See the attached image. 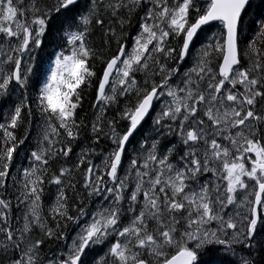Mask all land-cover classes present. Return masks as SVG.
<instances>
[{"label": "snow or ice", "instance_id": "obj_1", "mask_svg": "<svg viewBox=\"0 0 264 264\" xmlns=\"http://www.w3.org/2000/svg\"><path fill=\"white\" fill-rule=\"evenodd\" d=\"M0 264H264V0H0Z\"/></svg>", "mask_w": 264, "mask_h": 264}]
</instances>
